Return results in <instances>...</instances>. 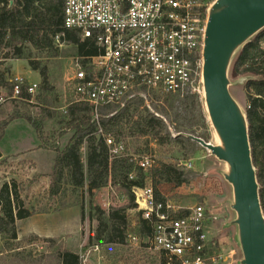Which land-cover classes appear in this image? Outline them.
<instances>
[{
    "label": "rangeland",
    "instance_id": "1",
    "mask_svg": "<svg viewBox=\"0 0 264 264\" xmlns=\"http://www.w3.org/2000/svg\"><path fill=\"white\" fill-rule=\"evenodd\" d=\"M57 46L56 55L31 50V59L39 68L46 67V89L40 88L42 77L30 69L27 60L11 58L10 49H0V71L7 79L18 76L37 84L36 92L28 100L12 99L7 89H0L3 98L0 102V134L5 130V122L8 124L16 119H11L12 115L27 114L41 127L40 143L60 150L68 143L74 130L68 122L66 109L75 97L68 79L73 71V61L79 56L73 44L59 42ZM229 80L231 94L244 109L245 78L233 77L229 71ZM125 108H129L130 114L146 111L155 115L165 125L160 135L165 138L170 134L171 137L164 145H155L151 136L124 133L118 137L123 144V154L148 155L153 159L152 167L143 172L147 174L144 185L150 184L166 197L176 213L202 204L208 215V263L240 264L242 254L234 238L235 227L230 224L234 218L229 205L231 191L220 173L219 161L214 156L210 157L213 161L209 160L210 152L184 135L173 141L178 133H184L217 143L205 110L202 82L197 79L182 95L141 91L123 105L102 108L100 114L105 116ZM21 126L7 132L5 139L22 133L23 140L32 141V129ZM41 149L28 156L37 159L39 165L41 160V170L48 172L53 167L56 152ZM120 159L123 160L112 159L107 168L105 164L101 166L102 171L109 169L110 184L106 181L107 172L94 177L86 165L83 190L72 192L67 187L64 193L50 200L46 189L52 171L42 175L31 161L1 159L0 186L5 181L15 180L22 187L20 197L25 207L35 209L37 213L32 218L17 221L14 248L7 249L0 243V264H59L58 249L78 253L82 264H160L159 253L128 242L130 234H138L143 239L137 227L141 213L134 201L133 207L129 206V192L122 182L123 162ZM188 161L191 163L189 168L184 166ZM153 168L157 170L155 174ZM119 176L122 178L117 179ZM46 226L57 230L52 241L37 235L35 238L34 229Z\"/></svg>",
    "mask_w": 264,
    "mask_h": 264
},
{
    "label": "built area",
    "instance_id": "2",
    "mask_svg": "<svg viewBox=\"0 0 264 264\" xmlns=\"http://www.w3.org/2000/svg\"><path fill=\"white\" fill-rule=\"evenodd\" d=\"M213 1L64 0L65 28L78 30L82 39H93L99 51L74 59L68 84L75 97L69 104H88L96 135L102 137L110 159H127L144 173L152 167L148 155L122 153V142L101 127L102 119L116 111L102 116L100 110L123 105L141 91L182 95L197 79L202 82L203 39ZM55 38L59 43L60 37ZM12 80L10 97L21 99L22 78ZM36 90V83L27 82V94ZM190 165V161L184 163ZM134 178L131 171L128 179ZM132 193L151 230L143 239L130 234L132 246L140 244L159 253L166 264L173 259L180 264H209L208 215L202 204L176 213L174 205L150 184L134 186Z\"/></svg>",
    "mask_w": 264,
    "mask_h": 264
},
{
    "label": "trees",
    "instance_id": "3",
    "mask_svg": "<svg viewBox=\"0 0 264 264\" xmlns=\"http://www.w3.org/2000/svg\"><path fill=\"white\" fill-rule=\"evenodd\" d=\"M57 35L60 37L59 42L73 44L80 57L95 55L99 52L93 39H82L78 30L65 28L64 0H0V49H10L11 58L27 60L30 69L37 71L42 77L39 85L41 89L48 88L46 67L39 68L31 59V50L41 54L56 55L58 43L55 37ZM230 74L233 77L245 78L246 105L244 109L248 121L251 156L264 214V29L238 51L231 63ZM13 83L14 80L7 79L5 73L0 71V89H7L11 93ZM26 84L27 80L22 79L20 98L28 100L31 95L25 92ZM66 110L68 122L74 133L65 147L60 150L40 143L41 148L56 152L50 184L46 189L49 200L64 193L67 187L71 188L72 192L83 190L86 165L94 177L107 172L106 181L109 182L110 172L106 168L107 165L110 166L112 159L102 137L96 135L88 104L68 103ZM19 117L31 123L41 140V127L27 114H15L11 116V119ZM6 124L7 122L3 127ZM101 127L105 134L116 140L124 133L151 136L155 145L167 144L168 138L171 139L170 134H167L165 138L160 135L165 125L155 115L146 111L130 114L129 108L102 119ZM1 135L2 133L0 137ZM179 136L173 137V141ZM119 161L123 162L122 182L129 192V206L133 207L132 187H143L145 175L127 159ZM103 164L106 168L102 171ZM167 170H170L169 167ZM131 171H134L135 178L127 179ZM152 171L155 174L157 170L153 168ZM122 176L117 179H121ZM20 188L22 189L15 180L5 181L0 186V243L2 242L1 245L7 249L14 248L13 242L17 239L16 221L37 213L35 209L25 207L20 197ZM137 227L141 235L151 233L150 226L142 218L139 219ZM35 238L38 237L35 236ZM43 239L52 241L51 238ZM56 257L59 264H82L79 254L67 249H58ZM160 264H166L162 257ZM171 264L180 263L173 259Z\"/></svg>",
    "mask_w": 264,
    "mask_h": 264
},
{
    "label": "water",
    "instance_id": "4",
    "mask_svg": "<svg viewBox=\"0 0 264 264\" xmlns=\"http://www.w3.org/2000/svg\"><path fill=\"white\" fill-rule=\"evenodd\" d=\"M264 29V0H214L207 12L201 79L206 114L217 137L212 144L178 133L222 162L231 189L230 208L240 264H264V214L251 156L246 111L230 92L229 71L238 51Z\"/></svg>",
    "mask_w": 264,
    "mask_h": 264
},
{
    "label": "crops",
    "instance_id": "5",
    "mask_svg": "<svg viewBox=\"0 0 264 264\" xmlns=\"http://www.w3.org/2000/svg\"><path fill=\"white\" fill-rule=\"evenodd\" d=\"M21 125L28 126L32 129L30 131L33 134L32 141H30L28 143L26 140H23L24 134H22V133L16 134L15 132H14L15 135H11L10 139H8V140L5 139V134L7 132H11L14 128L22 127ZM34 134H35V136H34ZM37 150H42L40 148L39 136L37 135V132L35 131V129L31 125V123L26 121L25 118L19 117V118L13 119L12 121H10L5 126V130H4V132L0 138V154H1L0 160L3 158H7V160L9 159L11 161L14 160L17 162L31 161L32 164H35L36 170L39 172V174L48 175L53 170V167L49 168L48 172L42 171L40 168L42 161L40 160V165H39L37 159L31 158L28 156L29 153H33ZM46 151H53V150H46ZM25 155H27V158L24 157ZM55 155H54V158H55ZM210 157H212V155H209V157H207V158L209 160L213 161V159H210ZM219 164L221 165V170H223L224 169L223 163L222 162L220 163V161H219ZM53 166H54V159H53ZM108 178H109V182H110L111 181L110 176ZM227 186H228V189L231 191L228 183H227ZM28 218H32V216H30ZM28 218H26V219H28ZM22 220H24V219L17 220V221H22ZM17 221H16V223H17ZM59 227H61V226H59ZM33 232H35V233H33V235H35V236L37 235L39 238L42 237V238H51V239H52V237H55V235L57 234V230H54L53 228L50 229L47 226L44 228L38 227V228L34 229Z\"/></svg>",
    "mask_w": 264,
    "mask_h": 264
}]
</instances>
